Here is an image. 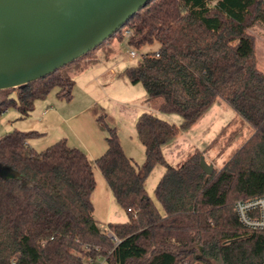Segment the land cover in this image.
<instances>
[{
	"label": "trees",
	"instance_id": "obj_1",
	"mask_svg": "<svg viewBox=\"0 0 264 264\" xmlns=\"http://www.w3.org/2000/svg\"><path fill=\"white\" fill-rule=\"evenodd\" d=\"M257 21L264 24V0H149L122 27L130 32L129 46H158L125 68L124 77L140 84L161 114L182 121L176 126L151 113L139 115L135 132L144 161L137 165L125 155L116 129L97 118L107 135L94 164L127 218L108 223L107 232L93 218L95 177L82 150L61 138L37 152L28 144L43 136L37 131L1 136L0 167L19 176H0V264H87L97 257L106 264H262L264 232L244 229L233 208L236 199L264 194V72L246 32ZM73 87L66 65L14 88L13 98L0 101V115L14 107L25 117L54 89L57 99L69 102ZM217 99L252 135L211 175L200 169L198 153L178 167L169 164L163 147ZM157 165L164 172L153 199L145 181Z\"/></svg>",
	"mask_w": 264,
	"mask_h": 264
},
{
	"label": "rangeland",
	"instance_id": "obj_2",
	"mask_svg": "<svg viewBox=\"0 0 264 264\" xmlns=\"http://www.w3.org/2000/svg\"><path fill=\"white\" fill-rule=\"evenodd\" d=\"M120 30H122V39L119 40L117 36L118 32H116L110 39H107L86 55L75 60L73 64H68L70 72H76L75 70H77L79 65L81 67L84 64L94 61L97 65L94 66L92 64L91 66L94 70L97 69L100 72L98 74V80L92 79L91 76V83L89 84L90 93L88 96L81 93L77 88L75 89V94H73L72 91L74 99L69 102L63 100V103L67 107L66 109H70L74 106H89V117L90 115H92V117L102 115L106 123L110 127H114L116 131L119 130L120 135L125 139L130 136L131 129H133L134 132V125L132 124L135 116L134 113L140 112L141 114L142 112H146L155 116L162 114L154 107L157 102H153L152 104H150L151 102H148V104L144 103L146 94L143 87L140 84H131L123 75L125 68L135 66L144 54L155 51L158 46L157 44H153L141 49L133 48L128 45L126 40L130 36V32L126 30V27ZM246 32L254 39V57L257 68L264 72V24L261 21H257L250 26ZM130 50H136L138 55L136 57H131ZM91 73L93 74V72ZM71 77L77 84L76 86H80L79 79L77 77V79H74V76ZM12 91L14 90L8 89L0 91V101L5 97L13 98L15 94ZM55 93L56 90L54 89L45 99L50 98L51 95ZM45 99L35 102L33 107L35 109L34 113L37 112L38 105ZM70 114H67L64 118L69 117ZM166 116H168L167 121L176 126L182 121L181 117L178 115ZM92 117L90 120L89 118H85V116L83 117L85 124L83 130L85 129V131L88 132L94 143H100L104 146L106 145L105 136L107 134L102 127V129L99 127L95 120L96 118ZM60 124V128L64 129L65 133L71 134L72 132L78 133L79 131V128L74 126V120H67ZM28 125V119L20 117L16 108L9 107L0 115V137L14 130H19L21 127L28 128ZM56 131L53 130L51 135L53 136ZM252 133V128L245 123L242 118H240L223 100L217 99L215 104L200 121L194 124L188 131L183 132L180 138H178L181 139V144H183L181 146L183 147L182 154L177 157L172 148L173 143H169L163 147V154L165 159L172 166L178 167L186 161L189 156L198 153L203 156L208 165H212L213 169L218 171L245 143ZM51 135L49 134L43 140L31 139L28 141V144H31V147L39 152L55 142V139H51ZM136 143L138 148L142 150L139 142L137 141ZM142 153L144 154V150H142ZM89 163L96 184L92 198L94 205L93 218L98 230L107 232L108 222L123 223L126 221V216L124 211L114 202L113 198H111L109 188L95 166L94 161L89 160ZM162 169L160 165L155 166L146 179V191L150 198L154 199L153 191L158 182L159 175H157V173ZM157 207L162 213V209L158 203ZM110 211L111 216L107 219V212ZM89 264H106V262L104 258L97 257ZM197 264L203 263L197 262Z\"/></svg>",
	"mask_w": 264,
	"mask_h": 264
},
{
	"label": "water",
	"instance_id": "obj_3",
	"mask_svg": "<svg viewBox=\"0 0 264 264\" xmlns=\"http://www.w3.org/2000/svg\"><path fill=\"white\" fill-rule=\"evenodd\" d=\"M149 0H0V91L23 87L110 39ZM200 169L211 175L203 156ZM0 176L19 174L0 167Z\"/></svg>",
	"mask_w": 264,
	"mask_h": 264
},
{
	"label": "crops",
	"instance_id": "obj_4",
	"mask_svg": "<svg viewBox=\"0 0 264 264\" xmlns=\"http://www.w3.org/2000/svg\"><path fill=\"white\" fill-rule=\"evenodd\" d=\"M91 65L92 64H89V65L83 67V69L79 70L78 72L77 71L71 72V76H74V79L77 77L79 79V83H80V86H76L77 84L74 81L73 94H75V89L78 88V90H80L81 93L85 94L86 96L89 95V93H90L89 84L91 83V76H92V79L98 80V74L100 72L97 69L94 70V68ZM93 65L96 66L97 63H94ZM91 72H93V74ZM73 99H74V95L72 97V100ZM144 103L148 104L146 99H145ZM150 104H152V103H150ZM154 107L157 108V105ZM66 108L67 107L64 105L63 101L57 99L55 94L51 95L50 98L45 99L44 101H42V103H40L38 105V110L36 113H34L35 109L33 108V110L27 116L23 117V119L29 120V125H28V128L21 127V128H19V130H34V131H37L39 133H42L43 136L37 138L38 140H40V139L43 140L49 134L51 135V133H53L52 132L53 130H55V131L57 130L53 134V136L51 135V139H55V142H56L57 140H59L61 138H65L67 141V144L70 147L78 148V149L82 150L90 161H95L99 156H101L104 153V151L106 149V145L103 146L100 143H97V144L94 143L91 140V137L89 136L88 132L85 131V129L83 130V128L85 126L83 117L85 116V118H89V120L92 117V115H90V117L88 116V114L90 113V110L88 109L89 106L83 105V107L74 106V107H71L70 109H66ZM70 113H72V114H70ZM142 113H145V112H142ZM67 114H70V116L67 118H64V116H66ZM141 114H140V112L134 113L135 116H134V120L132 121V124L134 125V132H133V129H131L130 130V136L126 137L125 138L126 140L124 138H122L119 130H117V134H118V137H119V140H120V143H121V146H122V149H123L125 155L128 158L132 159L133 162L136 163L137 165L142 164V162L144 161V154L142 153V150H144V148L140 144V142L137 138L136 132H135V122H136L137 118L139 117V115H141ZM156 116L161 118V119H164L165 121L168 120L167 119L168 116H166V115H163V114L159 115L158 114ZM98 117L99 116H97V117L93 116L92 118H96L95 120L97 122ZM67 120H74V126L79 128L78 133L72 132L71 134H68V133L64 132V129L60 128L61 127L60 123H62V122L64 123ZM98 125L101 128L99 123H98ZM181 134L172 142L173 143L172 148L175 151V154L177 155V157H179L183 151V147H181L183 145V144H181V139H178V138H180ZM50 141H52V140H50ZM137 141L139 142L142 150L138 148V145L136 143ZM30 146H31V144H30ZM163 172H164V168L157 173V175L159 174L157 181H159ZM145 184H146V181H145ZM95 187H96V185H95ZM145 189H146V185H145ZM94 191H95V188H94ZM94 191H93V193H94ZM110 194H111V192H110ZM92 198H93V194H92ZM111 198H113L112 194H111ZM92 202H93V200H92ZM114 202H115V200H114ZM93 207H94V205H93ZM93 212H94V210H93ZM110 216H111V211L107 212L106 218L109 219ZM126 220H127V218H126ZM108 223H112V222H108Z\"/></svg>",
	"mask_w": 264,
	"mask_h": 264
},
{
	"label": "built area",
	"instance_id": "obj_5",
	"mask_svg": "<svg viewBox=\"0 0 264 264\" xmlns=\"http://www.w3.org/2000/svg\"><path fill=\"white\" fill-rule=\"evenodd\" d=\"M136 50H130V56L136 57ZM234 211L240 225L250 232H264V194L255 195L246 199H236L234 201ZM92 260L88 259L89 264ZM178 264H191L183 260ZM197 264V263H194ZM264 264V260L262 262Z\"/></svg>",
	"mask_w": 264,
	"mask_h": 264
}]
</instances>
